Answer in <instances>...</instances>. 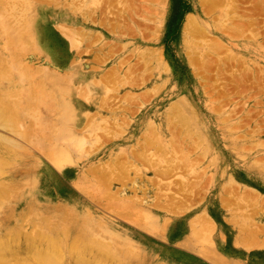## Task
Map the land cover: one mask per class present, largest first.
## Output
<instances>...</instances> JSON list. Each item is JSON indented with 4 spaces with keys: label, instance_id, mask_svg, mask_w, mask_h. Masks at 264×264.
Returning <instances> with one entry per match:
<instances>
[{
    "label": "rangeland",
    "instance_id": "1",
    "mask_svg": "<svg viewBox=\"0 0 264 264\" xmlns=\"http://www.w3.org/2000/svg\"><path fill=\"white\" fill-rule=\"evenodd\" d=\"M23 1L7 0V3L16 5ZM53 1L36 0L35 2L39 5L38 7L47 12L44 16L47 15L46 17L50 18L54 14L53 11L58 7H67L69 0ZM83 1L73 0L72 4L79 6L82 3L83 5ZM181 1L186 8L181 13L180 18H177L174 23H172L173 0H98V4H90L89 10L84 9L87 17L89 15L90 22H86L83 17L78 15V19L81 22L79 24L71 25L66 22H60L61 25L57 24L61 28L64 25L63 29L66 31L74 29L78 32H85L86 40L82 45H79L78 54H75L78 57H71L72 64H70L73 67L81 62L84 66L89 67L88 72H94L102 81H106L103 83L106 86V93L102 94L101 97L98 96L94 102L96 101L97 106L103 110L101 126L104 127L107 124L111 131H118L119 134L115 132L116 137L113 141V138H111L112 132L109 137H106L104 136V131L100 130L98 137L101 138V143L104 145L100 144L101 147L98 146V153L95 152L93 159L89 158V160H87V154H84L86 157L83 158L79 151L62 146L66 144V141L54 140L52 147L59 149L66 156L69 154L68 157L74 160L76 164L66 161L59 168L51 163L49 164L47 159L37 153L38 150L36 151V148L34 149L29 144H26L28 153L30 152L29 160L26 162L28 164H24L26 165L24 171L17 177L19 181L14 183L12 187H9L10 185L6 187L7 197L5 196L0 200V225H3L6 230L15 227L16 224H27V222L35 221L39 218L46 217L51 220L49 219L50 215L57 214L58 209L56 207L59 206L71 210L79 206V209H82L83 204L89 203L76 193L73 189V182L77 181L80 175L88 168L98 169L102 165L107 164L110 166L115 158H119V161L117 160L115 164L125 162L126 158L123 159L122 156L121 159L119 156L124 153L126 157L131 153L130 150L132 151L133 149L131 154L135 155V150L140 145L142 146V142L146 138L152 139L154 136L160 139L164 138L168 142L170 136L171 138L176 136V141L179 140L178 142L184 149L192 151L193 145L186 138L183 129L178 123V125L176 124L175 120H171L168 118L169 116L166 117L168 108L176 107L178 103H181L182 106L184 104V107L187 106V109H191L197 114L199 120L197 132L201 135L203 144L208 148L205 154L207 156L205 158L202 157L199 151L191 155L192 163L195 162L194 164L198 165L196 166V173L195 171L190 172L187 180L189 181L188 184L181 178L183 175L186 177L185 173L182 175V173L178 172L174 176L165 179L161 185L155 180L152 170L146 168L148 166L143 167L144 171L141 172L142 174L139 173L138 177L140 178L137 180V186H142V193L150 194L151 198L156 201V204L154 201V205H150L151 207L155 205H160L164 208L168 205L174 207H169L170 215L165 212H157L156 221L158 220L161 223L165 219L163 216H167L168 225L163 242L161 239H151L149 240L151 241L150 248L157 256L160 255L162 264H172L170 263L171 261H180L184 257L191 258L194 251L190 248L181 247L178 242L183 240L185 234L188 235L190 219L202 212H206L213 221L215 228L210 233L211 244L207 242L205 246H202L198 243H192V248L196 252L200 251L199 248L201 250L204 247L212 250L215 248L224 256L225 254H235L236 256H234L240 259V262H237V259H233L237 264H264V229L262 227V225L264 226V213L259 212L260 208L264 210V0H214L215 4L210 0L213 6L206 0ZM85 3L89 2L85 0ZM18 12L19 10L16 13ZM192 19L196 20L200 28L203 29L204 34H207L200 36L197 32L193 33L195 45L199 49H187L185 46L186 23ZM44 20L47 25H42L41 27L44 31L43 33L49 35L53 41L52 46L46 45L50 49L53 61L47 56L49 54L42 47H39L41 46L40 44L38 45L35 42H32V44L27 43L26 48L34 53L38 58L36 60H39L38 56L47 54L41 56L44 63L39 61L34 63L37 69L47 68L48 64L46 62L57 63L54 65L60 67L61 61L70 59L69 44L54 29L52 21L46 18ZM209 26L210 28L207 29ZM236 26L241 36L237 35ZM115 27H118L119 30L115 31ZM87 31L89 32L87 33ZM90 31L100 34L102 39L99 40L97 39L98 36L94 35L93 38L89 39ZM229 33L234 34L231 35ZM206 40L216 41L215 43L217 44L221 42V48L217 50L219 52L213 53L206 50L203 44ZM206 42L208 43V41ZM30 44L32 47H30ZM220 44L218 45L220 46ZM143 52L145 53V59H143ZM158 58L162 59L167 69H159L156 65ZM146 59L148 66L145 67V62L143 61ZM196 60L199 64L196 63ZM21 62L23 64L26 63L23 60ZM121 64L124 65L123 70L122 67L120 68L121 70L118 69ZM128 68L130 72H125L124 70ZM116 70H118L117 74L114 72ZM50 72L57 74L59 71L50 68ZM120 73L125 74L127 77L122 76L129 82L126 88H119L121 86L119 81L122 82L119 76ZM115 77H117L116 80L114 79ZM234 77L236 78L234 79ZM23 79L21 81V78L13 73L9 78L0 79V83L10 84L11 82L15 84L14 89L16 90L17 88L16 92L22 93L23 91L20 90L21 84L27 78L23 76ZM236 79H238L237 82ZM244 85L245 88L242 89ZM82 94L87 95H85V98L81 95L82 97L80 96L79 101L90 106L89 108H84V111L94 113L95 109L92 108L89 100L93 96L90 97L86 92ZM125 96H127L128 103L120 101ZM144 98H146V102ZM61 116L62 112L58 117L61 118ZM116 117H118V122L122 123V126L120 124L118 126L121 128L126 127L124 128L126 131L116 128L114 123ZM52 120L42 119L41 124L44 123L46 127L50 123L56 126ZM51 124L48 127L51 128ZM160 124L162 127H166L168 124V130L164 128L154 129L152 127L154 125L158 127ZM38 126L41 127V125ZM69 128L71 129V127ZM77 133L80 135L79 130ZM150 135L152 136L149 137ZM192 138L194 139H192L193 142H197L194 136ZM84 139L89 142L85 136ZM136 140L138 141L135 142ZM86 145L87 148L90 146L89 143ZM77 158L81 160H78V162ZM256 161L261 162L257 168L253 166V162ZM96 164L101 165L98 166ZM29 167L31 170L28 172L27 168ZM5 175L6 173L3 175L5 179H12L13 177L12 174L10 177ZM124 175L125 177L127 176L126 173ZM145 176L150 177V180ZM125 177L123 178L126 179ZM120 178L122 187L129 188V194L134 195L135 189L132 188V184L135 182L134 178L131 179V181L133 180L132 182L129 179V183L128 179L122 181V177ZM5 181L2 182L3 185H6ZM183 184L189 187H185ZM11 188L12 191H10ZM178 188L186 190L188 188L191 194L188 191L187 193L182 191L183 189L178 191L179 194L178 192L175 194L176 192L174 191H177ZM193 190L195 191L193 192ZM227 190L230 193L226 192ZM250 190L258 192L263 203L261 202V205L254 204L252 207L251 204L248 208L236 209L234 202L238 200L242 193L244 194V191L251 193ZM171 193H174V195ZM43 197H45V201H43ZM47 199H49L56 210L50 211V209L41 207L47 204ZM27 201L30 203L35 202L37 205L33 206L32 210H28L29 212L19 211L17 205L20 203L25 204ZM29 206L31 205L29 204ZM179 206H181V209ZM257 207H260L259 210ZM245 210L247 212L249 210V214L252 213L253 216L250 214L251 218L255 222L257 221L256 225L261 228L259 230L261 233L256 234V240L263 242L262 245L252 244L249 247L251 245L249 244L246 248L235 246L234 236L239 229L243 228V223L234 219L233 213L234 211ZM102 214L108 219L114 218L109 213L104 212ZM121 224L134 231L129 225L122 222ZM256 225L254 227L258 229ZM139 234L146 236L142 232ZM239 236L242 237V235ZM118 237L121 241L128 239V243H125L128 248L135 251L144 249V244L135 235L119 230L116 235L117 239ZM167 239L170 243L166 241Z\"/></svg>",
    "mask_w": 264,
    "mask_h": 264
},
{
    "label": "bare ground",
    "instance_id": "2",
    "mask_svg": "<svg viewBox=\"0 0 264 264\" xmlns=\"http://www.w3.org/2000/svg\"><path fill=\"white\" fill-rule=\"evenodd\" d=\"M35 1L36 0H24L22 3L10 5L7 3V0H0V79H4L5 77L9 78L11 75H13V73L18 75L21 78V81L23 76L27 78V80L21 84L20 90L23 91L22 93L16 92L17 88L15 90V84L11 82L10 84L0 83V200L7 195L6 187L9 185V187H12L14 183L19 181L17 177L20 176L24 171V167L26 166L24 164L28 162V156L30 153H28L26 144H29V146L33 147L34 149L36 148V151H39H37V153H40L43 158L47 159L49 164L51 163L52 165L59 168L63 165V162L68 161L73 164L75 161L68 157L69 154L66 156L60 152L59 149H54L52 147L54 140L58 139L59 141H66V144L62 146H65V148L68 149H73L77 152L79 151V153L83 155V158L86 157L84 154H87V160H89V158H92L95 155L94 153L98 151L99 147H101L100 144H103L101 143V138L98 137V132L100 130L104 131V136L106 137H109V135H111L110 133L112 132L113 135L111 138H113V141L116 137L115 132H118L111 131L107 124L104 127L101 126L103 110L97 106L96 101L94 102L98 96L101 97L102 94L104 95L106 93V86L103 84L106 81H102L98 75L94 74V72H88L87 70H89V67L85 65L87 67L86 68L81 62L75 64L76 66L71 67V57H78V55L75 54H78V48L80 47L79 45H82L86 40L84 35L85 32H78L74 29L66 31L63 29L64 25H62L63 28H61V26L58 27L61 25L60 22H66L67 24L71 25L81 23L78 19V15L79 17H83L86 22H90L88 18L89 15L87 17V13L84 9L91 7L90 4H98V0H87L89 3H85L84 0L83 5L81 3L79 6H74L72 4L73 0H69L67 7L63 8L58 7L57 5L58 8L53 11L54 14H52L50 18L46 17L47 15L44 16V14L47 12L38 7L39 5ZM206 1L210 2V5L213 6L210 0ZM212 1L214 3V0ZM18 10L19 12L16 13ZM44 18L53 22L52 24L54 29L57 30V32L66 39L68 42L67 44H69V51H71L70 59H64L61 61L62 66L60 65V67L55 66L54 64L57 63L54 62H46L48 65L47 68L44 69H37L36 65H34V63L37 61L44 63V61L41 59L42 55L45 56L49 54L50 56H47L51 59L50 49H48L46 45H51L53 41L49 35L43 33L44 31L42 30L41 26L47 25ZM43 21L44 23H42ZM58 23L59 25H57ZM244 27L246 28V26ZM209 28L210 26L207 29ZM245 28L244 30H246ZM114 30L118 31L119 29L118 27H115ZM235 31L236 33L238 32L237 35L239 36L240 33L238 31V27ZM88 32L89 31H87V33ZM90 32L91 35L87 34L89 39L93 38L94 36H98L97 39L99 40L102 39L100 34L93 31ZM194 32H197L200 36L207 35L204 34L203 29L200 28L196 20H188L186 23L185 34V46L187 49H199L194 42ZM206 41H208V43ZM206 41L203 42L206 50L213 53L219 52L217 50L221 48L222 44L220 41L219 42L221 44L218 43L220 46L215 43L216 41ZM32 42H35L38 45L40 44L41 46L39 47H42V49H44V51L47 53L38 56L39 60H36L38 58L34 55V53L26 48V44H32ZM31 44L30 47H32ZM144 54L145 53L143 52V59H145ZM21 60H23V62L26 61V63L23 64ZM143 62H145V67L148 66V64H146L148 63L147 59ZM156 65L159 67V69L166 68L161 58L157 59ZM119 66L120 67H118V69L122 67L123 70L124 65L121 64ZM50 68H54L59 72L54 74L50 72ZM124 71L130 72L129 68ZM114 72L117 74L118 70ZM119 76L122 80V82L119 81L121 84V86L119 84V88L122 89L128 87L129 82H127L126 75L120 73ZM122 76H125L126 78H123ZM116 78L117 77L114 79L116 80ZM235 78L236 77H234V79ZM237 80L238 79H236V82ZM245 85L240 87L243 89L245 88ZM84 92L88 93L90 97L93 96L89 100L92 108L95 109L94 113L84 111V108H89L90 106H88V104H82L79 101L81 95L84 96L83 98H85V95H87L82 94ZM145 99L146 98H144V101ZM120 101H123L122 103H128L127 96H125L123 100L121 98ZM186 107H184V104L182 106L181 103H178L176 107L174 106L167 109L166 117L169 116L168 118L175 120L176 124L178 123L183 129L184 133L186 134V138H188L191 141V145H193L192 151L184 149L180 145V142H178L179 140L176 141V136L172 138L170 136L168 142H166L164 138L160 139L153 136L152 139L146 138V140L143 142L141 141L143 143L142 146H139L141 150L137 148V151L135 150L137 153L134 152L135 155L131 154L134 149L132 151L130 150L131 153H129L126 157L122 151L123 154H121L119 157L121 159L122 156L123 159L126 158L125 162L123 163L115 164L119 159L115 158L114 162L110 166L108 164L102 165L101 168L99 167V169L98 166L101 164H96L98 165V169H85L86 171H84L80 177L78 175L79 178L77 181L73 182L72 185L76 193L80 197L85 198L89 204H83L82 209H79V206H77L76 209L72 210L62 206L56 207L58 209L57 214L50 215L49 219L51 220H48L46 217L39 218L35 221L27 222V224H16L15 227L7 230L3 225H0V264H162L160 255L157 256L150 248L151 241L149 240L161 239L163 242L168 220L166 219L167 216H163L165 219H163L161 223H159L158 220L156 221L158 217L157 212H165L167 215H170L171 212L169 207H174H172V205H168L165 208L160 205L151 207L150 205H154L155 200L151 198L150 194L142 193L143 187L139 185V187L137 186V180L140 178L138 177L139 173L144 171V166H148L146 168L148 170H152L153 176L159 185L163 184L165 179L174 176L178 172L182 173V175L183 173L186 174V177L183 175L181 178L188 184L189 181L187 180L190 172H197L196 166L198 164H194V161V163H192L191 155L199 151L201 152L200 155L202 154V157L205 158L207 156L205 154L207 153L208 148L203 144L201 135L197 132L199 122L197 114L191 109L190 111ZM61 112L62 116L59 118L58 115H60ZM44 117L46 120L53 119L52 122H55L56 126L50 123L52 125L50 128L48 127L50 126L49 123V125L47 124V127L44 125V123L41 124V120L45 119ZM114 123L116 128H119L121 131H126L124 130L126 127L121 128L118 126V124L122 126V123L118 122V117L114 119ZM38 125H41V127ZM38 127H40V129H38ZM69 127H71L73 130H71ZM152 127L154 129L164 128L166 130L169 128L168 124L166 127H162L161 124L158 125V127L157 125ZM78 130L80 135L77 133ZM84 136L85 138H88L89 142L84 139ZM151 136L152 135L149 137ZM193 136L195 140L197 139V142H193ZM137 141L138 140L135 142ZM87 143L90 145L88 148L86 147ZM125 152L127 153V151ZM81 159L77 158V161H80ZM260 163L257 161L253 162V166L257 168ZM30 170V167L27 168L28 172ZM5 173L7 175H5L6 177H10L12 174V179H5L3 176ZM124 173L127 174L126 177ZM120 177H122V181H126V179H128V183L129 179L131 181V179L134 178L135 182L132 184V188L135 189L134 195L129 194V188L122 187L123 185H121ZM146 178H149L150 180V177ZM4 180H6V185H3L2 183ZM183 186L189 187L186 184H183ZM183 188H178L177 191H174L176 192L175 194H177V192ZM10 191H12V188ZM182 191L187 193V191L189 192L190 190L187 188V190L183 189ZM194 191L195 190H193V192ZM226 192L229 191L227 190ZM250 192L251 193L244 191V194L242 193L238 197V200L234 202L236 209L242 207L248 208L251 204V207L254 206V204L261 205V196H259L258 192L254 190H250ZM172 195H174V193ZM42 199L45 201V197ZM230 200L232 201L231 198ZM46 201H48L47 204L42 205L41 207L50 209V211H54V209L56 210V208L51 205L49 199ZM231 201L229 202L232 203ZM35 202L30 203L27 201L25 204L20 203L17 205V208L19 211L21 210L29 212L28 210H32V207L37 205ZM29 204L31 206H29ZM224 204L226 205V203ZM179 207L181 209V206ZM259 208L257 207L258 210ZM261 209L263 208H260L259 212L261 211L264 213V210ZM104 212L111 214L114 218L108 219L107 217L103 216L102 213ZM248 212L246 210L237 212L234 211V213L232 212L234 215L233 218L243 223V228L239 229L237 234L234 236V243L236 247L246 248L249 244H251L249 245L250 247L252 244L262 245L264 242L262 240L263 238L260 239L263 242L256 240V236L261 233V231H259L261 228L256 225L257 221L255 222L254 219L251 218V216H253L252 213H250V216ZM21 216L23 217V215ZM121 222L132 227L134 231L121 224ZM254 225H256L258 229H255L256 227H254ZM262 227L264 229L263 225ZM213 228H215L214 223L206 214V212H202L201 214L190 219L189 233L188 235L185 234V236H183V240L178 242V244L181 247L190 248L193 250V256L191 258L184 257L182 260L180 259V261L175 260L171 261L170 263L237 264L233 260L237 259L235 254H225L224 256L220 254L215 248H213V250L208 247H204L202 250L199 248L200 251L197 252L192 248V243H198L202 246H205L207 242L211 244V239L209 237L211 235L210 233H212L214 230ZM119 230H123L124 232H127L128 234L130 233L131 235H135V237L144 244V249L142 251H135L134 249L128 248V245L126 246L125 244L128 243V239H124L125 241L123 240V242L119 239V237L118 239L116 238L117 232ZM137 231L146 234V236H141L139 234L140 232ZM239 235H242V237ZM166 241L169 242L168 239ZM245 242L247 246L245 245ZM237 262H240V259H237Z\"/></svg>",
    "mask_w": 264,
    "mask_h": 264
},
{
    "label": "trees",
    "instance_id": "3",
    "mask_svg": "<svg viewBox=\"0 0 264 264\" xmlns=\"http://www.w3.org/2000/svg\"><path fill=\"white\" fill-rule=\"evenodd\" d=\"M185 8V4L181 0H173L172 23H174L177 18H180V15Z\"/></svg>",
    "mask_w": 264,
    "mask_h": 264
}]
</instances>
